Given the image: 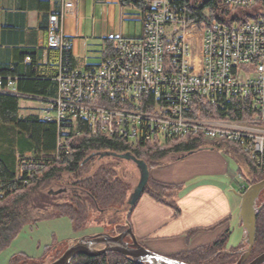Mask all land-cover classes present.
Listing matches in <instances>:
<instances>
[{"label":"trees","instance_id":"obj_1","mask_svg":"<svg viewBox=\"0 0 264 264\" xmlns=\"http://www.w3.org/2000/svg\"><path fill=\"white\" fill-rule=\"evenodd\" d=\"M57 1L62 3V0ZM151 1L120 0L123 6L136 8L142 16L151 11ZM175 6H179V10L185 8L189 24H196L202 31L213 23L248 22L260 12L263 2L257 3L254 9H235L224 0H176ZM60 10L61 6L58 11L44 16L41 27L46 35L49 16L59 14ZM24 18L25 15L12 17L11 23L4 28L3 41L18 45V41L23 40L22 27L26 24ZM113 40L107 41L108 51L105 55L110 53ZM47 50L53 51L57 58V73L54 75L41 71L38 55L33 50H16L14 64H0V77L4 84L8 78L14 79L17 90L16 94L0 93V252L12 243L24 226H33L45 220L68 218L73 229L80 231L86 227L92 209L101 213L110 212L113 223L117 222V214L126 210L127 224L120 233L131 228L130 217L139 199L130 203L133 191L118 176L113 164L103 161L108 156L100 157V154L106 152L143 162L149 171L174 157L213 148L223 150L237 163L246 183L244 191L264 180V174L254 168L252 161L239 148L224 141L212 142L202 136L187 135L165 140L163 144L141 141L133 146L122 138L106 137L83 119L62 127L55 122L42 120L38 115L21 116L22 100L44 103L57 96L56 77L61 65L60 59L62 62L68 61L70 68H74L72 52L66 56L60 51ZM149 101L152 102V97ZM191 106V116L197 118L242 119L251 109L246 101L234 98L229 101L222 98L217 103H211L196 97ZM92 154L96 156L90 158ZM54 186H59V190L54 191ZM176 189L149 178L143 194H150L157 201L169 205L177 214L179 211L174 200ZM62 190H67V195L62 194ZM261 205L256 215L255 244L247 263L264 253V203ZM229 235L230 231L210 246L171 258L187 264L236 263L249 245L247 249L241 245L228 250L226 246ZM49 248L46 250L49 251ZM65 251L55 252L51 263ZM25 256L20 254L22 258ZM18 262L19 258L16 257L11 260L12 264ZM71 264L136 263L119 253L110 252L99 257L78 255Z\"/></svg>","mask_w":264,"mask_h":264},{"label":"built area","instance_id":"obj_2","mask_svg":"<svg viewBox=\"0 0 264 264\" xmlns=\"http://www.w3.org/2000/svg\"><path fill=\"white\" fill-rule=\"evenodd\" d=\"M175 1L152 0L142 16L143 35L114 38L99 66L78 70L60 59L58 93L44 102L43 120L66 127L83 119L133 146L187 135L224 141L264 174V0H224L235 9L263 6L248 22L213 23L202 31ZM75 4L62 0L59 14L49 16L48 49L72 52L64 27ZM0 93L16 94L15 80L4 84L0 77ZM196 97L234 98L251 109L242 119L192 117Z\"/></svg>","mask_w":264,"mask_h":264},{"label":"crops","instance_id":"obj_3","mask_svg":"<svg viewBox=\"0 0 264 264\" xmlns=\"http://www.w3.org/2000/svg\"><path fill=\"white\" fill-rule=\"evenodd\" d=\"M60 6L57 0H0V64H14L16 50H33L41 71L57 73V58L47 50V35L41 26L44 16ZM16 15H25L24 36L18 45H10L2 34ZM64 30L71 40L74 68L83 70L101 64L108 40L140 38L142 14L120 0H76L66 15ZM44 109L45 103L34 108L22 107L20 102L23 117L38 115L43 120ZM238 168L224 152L204 148L150 169V179L177 188L174 200L179 212L150 194H142L130 217L136 239L147 250L166 257L210 246L228 231L227 249L233 233L242 230L243 245L246 232L240 217V195L245 193L246 183Z\"/></svg>","mask_w":264,"mask_h":264},{"label":"rangeland","instance_id":"obj_4","mask_svg":"<svg viewBox=\"0 0 264 264\" xmlns=\"http://www.w3.org/2000/svg\"><path fill=\"white\" fill-rule=\"evenodd\" d=\"M133 25H131L132 27ZM21 106H31L34 108L44 107V103L39 101H21ZM108 159L103 160L106 163H112L117 170L118 176L126 181L130 185V191H133L139 184L140 171L135 163L127 158L108 156ZM111 164V165H112ZM59 186H54L53 190L58 191ZM62 194L67 195V190H62ZM61 195H57V197ZM264 203V191L261 193L257 207H261ZM116 216L117 222H112V214L110 212L101 213L95 209H92L90 218L84 229L75 231L68 218H55L51 220H45L39 222L36 225H26L22 228L19 235L12 241V243L0 252V264H12V258H19L18 264H50L51 260L56 255L55 252L67 250L77 240L85 236H96L100 234H109L116 236L127 224L128 212L122 211ZM244 231L239 233H233L231 241L228 245V249L233 247L238 248L242 243L241 236ZM126 241L132 242L130 237L126 238ZM244 248L247 246V241L244 242ZM49 251L46 250L47 247ZM53 246H55L53 248ZM96 248H103L102 245L95 246ZM243 247V246H242ZM247 249V248H246ZM246 251V250H245ZM23 253L26 256L20 257Z\"/></svg>","mask_w":264,"mask_h":264},{"label":"water","instance_id":"obj_5","mask_svg":"<svg viewBox=\"0 0 264 264\" xmlns=\"http://www.w3.org/2000/svg\"><path fill=\"white\" fill-rule=\"evenodd\" d=\"M119 156L115 153L106 152L100 154V157ZM92 154L90 158H94ZM132 160L140 171V181L138 186L133 190L130 203L136 202L143 194L148 183V168L143 162L131 159L129 156H119ZM264 190V180L251 185L245 193L240 195L241 209L240 217L243 228L246 232L245 240L249 245L248 249L241 255L239 260L233 264H264V253L247 263L255 244L256 237V215L260 207H257V201L261 192ZM130 237L132 242H127L126 238ZM102 245L98 249L95 246ZM110 252H116L132 260L136 264H187L171 257L161 256L147 250L142 246L134 236L132 228H128L119 235L112 236L109 234H100L96 236H85L71 245L56 261L50 264H71L72 260L78 255L99 257Z\"/></svg>","mask_w":264,"mask_h":264},{"label":"flooded vegetation","instance_id":"obj_6","mask_svg":"<svg viewBox=\"0 0 264 264\" xmlns=\"http://www.w3.org/2000/svg\"><path fill=\"white\" fill-rule=\"evenodd\" d=\"M128 242H130V241H128ZM131 243V242H130Z\"/></svg>","mask_w":264,"mask_h":264}]
</instances>
